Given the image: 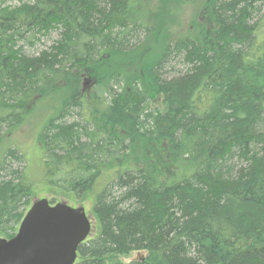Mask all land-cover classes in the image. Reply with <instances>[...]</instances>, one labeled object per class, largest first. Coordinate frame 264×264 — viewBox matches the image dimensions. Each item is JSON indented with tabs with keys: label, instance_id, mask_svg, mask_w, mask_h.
Listing matches in <instances>:
<instances>
[{
	"label": "trees",
	"instance_id": "1",
	"mask_svg": "<svg viewBox=\"0 0 264 264\" xmlns=\"http://www.w3.org/2000/svg\"><path fill=\"white\" fill-rule=\"evenodd\" d=\"M196 14L132 63L135 0H0V236L36 181L2 143L52 100L39 182L93 198L74 264H264V0Z\"/></svg>",
	"mask_w": 264,
	"mask_h": 264
},
{
	"label": "rangeland",
	"instance_id": "2",
	"mask_svg": "<svg viewBox=\"0 0 264 264\" xmlns=\"http://www.w3.org/2000/svg\"><path fill=\"white\" fill-rule=\"evenodd\" d=\"M136 3L140 5V9L142 14L146 15L147 23L154 32V35L146 41V43L142 46V49L137 57L131 58L128 62L139 63V59L144 57L140 56L144 51V55H149L154 53H158L160 49L164 46L165 42L171 38L174 39L176 36H180L184 34V30H186L193 18L197 16V12L202 6L203 0H135ZM148 8L145 7L146 4H149ZM168 30V33L167 31ZM143 33H141L140 39H142ZM42 44H39L38 41L33 46L31 52L38 48ZM52 100H46L45 103L39 105L37 111L32 114L30 117L26 118V121L19 127H17L13 134L8 138V140L2 143V149L11 146L13 148H18L19 152H22L24 155V159L21 162H18L19 167H27L26 170L28 173L31 172V176L36 179L34 183L33 193L29 197V202L24 206L23 211H25L31 202L39 198H49L53 199L52 196L55 194L52 188H48L45 184L39 182L41 178L40 171L42 170L41 162H40V152L37 150V145L35 142V138L37 134L40 132L42 128V123L46 121L49 116L52 114L54 103H50ZM56 104V103H55ZM1 141V139H0ZM40 157V158H39ZM11 165H15V163H10ZM59 196V195H58ZM69 197L64 200V202L71 204H76L77 202H81L88 210L89 215L91 214V207L93 204V198L90 195L81 199H77L74 196H66ZM61 199V198H58ZM63 201V200H59ZM94 218L92 216V222ZM18 224L14 225V231H16ZM94 225V224H93ZM95 227H93V231L90 236L95 235Z\"/></svg>",
	"mask_w": 264,
	"mask_h": 264
},
{
	"label": "water",
	"instance_id": "3",
	"mask_svg": "<svg viewBox=\"0 0 264 264\" xmlns=\"http://www.w3.org/2000/svg\"><path fill=\"white\" fill-rule=\"evenodd\" d=\"M89 230L84 207L38 199L15 234L0 237V264H73Z\"/></svg>",
	"mask_w": 264,
	"mask_h": 264
}]
</instances>
